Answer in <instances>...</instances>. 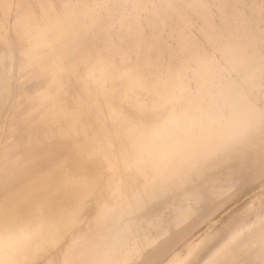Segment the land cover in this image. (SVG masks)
Returning a JSON list of instances; mask_svg holds the SVG:
<instances>
[{
  "label": "rangeland",
  "instance_id": "rangeland-1",
  "mask_svg": "<svg viewBox=\"0 0 264 264\" xmlns=\"http://www.w3.org/2000/svg\"><path fill=\"white\" fill-rule=\"evenodd\" d=\"M2 1H0V3H2V5L0 4V8H2L5 0ZM18 1L19 0H11L13 4H17ZM87 1L92 2L93 0ZM170 1V3L167 1L168 4L163 8H158L161 5L160 0H152L149 3L144 2V4L142 3L139 7L135 8V14H138L137 12H141L142 10L145 11L147 8L148 10L153 7L157 8L151 11H160L162 16H165L167 19V26L162 27L158 20L152 22L153 30L158 26L160 30L162 29L158 37L160 42L158 40L159 45L156 48L159 50V53L164 54L155 55L156 59H158L156 61L157 64L148 72L146 86L138 85L139 88H134L137 97L134 96L132 104H130L129 101L126 103L127 94L122 96L118 94V99L114 100L116 109L124 113L125 120L131 121L136 126L132 130L133 135L130 138L132 141L131 148L117 149L121 142L115 145V143H117L115 141V139H117L116 135L92 132L90 134H85L84 137H71L70 140L72 141L68 140L67 144L69 147H72V149L70 148L72 151L70 149H68L70 151L66 150L67 146L61 148V144L59 143L60 146L54 151L56 158L35 159L36 163L34 162V168L38 166L37 169L39 170L42 168L46 173L54 171L58 173V175L62 171L61 174L63 173V176L60 175V177L65 179L63 182L64 185L67 184L66 186L62 183L61 186L56 179H50V177L46 178V176L40 177L37 182L34 180H31V182L28 181V178L34 179L32 177H34L35 172L32 177L28 175L29 177L23 176L24 178L17 176L10 177L8 173L10 166L9 163H6L7 160L19 156L23 157L25 155H32L33 157L35 154L38 156L41 152L38 151L37 154L36 151L40 147L35 149H30V147L27 148V145L23 141L19 142L21 147H18L17 145L19 143L18 141H13L10 129L14 127V122L17 120L14 119L15 115L20 114L21 110L25 107L24 102L26 98H24V95L42 88L40 87L42 78L37 76V72L35 73L36 70L33 68V63L31 62L30 64L32 66L28 64L22 72L18 71L19 65H17V63L20 58L16 52H13L18 44L13 34L18 12L14 11L12 7L14 5L10 3V1H5L6 4L8 3L9 6L11 5V8L7 11L9 14L7 13L6 19L4 18L5 20L2 28V30H4L2 33H4V35L7 34L6 36L10 40H8L9 42L7 43H10L9 53L12 54L13 62L10 63L12 65L11 68H6L9 74H5L7 75L5 78L7 81H5L8 82L9 89L8 92L3 94V106L1 105L2 108L0 107V175H3L0 176V230L2 229L1 231L5 232V234L0 232V264H2V262L4 264V261H2L5 260L3 258L4 255V257H8L5 260V264H9L11 259H15L17 256H19L17 261L21 259L26 261L28 255L31 260L28 259L26 264H28L29 261L31 264H47L49 262L48 258L54 256L56 252L63 262L54 263L53 260L55 258H53L50 260L49 264H69L68 262H70V264H170L172 261H177L180 257L187 256L189 254L188 249L201 244L207 234H211V232L214 233L224 227H226V229L235 227V229L224 236H220L218 239L224 237L228 239L232 236L238 239V221L241 219L240 206L246 204V207L249 208L247 211V218H251L257 211L264 208V205L262 206V203L264 204V185L260 187L253 196L246 200L249 192L256 184V180L263 174L264 120L262 123L263 125L261 124L259 127L263 132L259 133L258 137H260L257 143L252 141L255 135H252V137L248 136L245 139L237 138L235 132L241 129V125L238 127V123L232 120L231 126H228L223 124L222 120L221 123H218V127H220L218 133L213 136V140L217 144V147L214 151L197 158H195V153L201 151V148L195 135H191L188 126V133L183 128V124H186L183 117L175 120V123L178 125V142L175 147L168 150L163 148L158 152L155 151V153L151 149L150 143L153 138L151 135H154L155 131L157 133V128H161L160 126L162 123L165 124L168 122L167 114L174 113L172 111H175V109H180V104L178 105V103H175L177 101H174V104H172L170 100H167V105H171L170 107H174V109L172 111L168 110L169 107H166L165 103L163 106L166 108H162L163 110L161 109L159 115V106L162 104L163 97H167L166 95L169 96L170 93H173L172 95L175 93L180 95L183 89V93L190 92V94H192L191 96H194L195 94L193 95L192 92L201 88L200 86L202 85L199 84H196L197 88L195 87V83H199V81L194 82L196 80L194 77L197 78L196 74L193 75L190 73H195L197 71L201 73L199 66L195 67L193 63L197 52V56L206 58L207 61L210 60V62H214L216 60V63L214 62L213 64L218 70L213 66L214 70L212 69V71H219L220 69L223 75V79L217 82V84H215L216 82L211 84L215 87L214 91H212L211 94L208 93L209 96L207 95L206 98L204 97L205 99H199V96L193 97L194 101H192L194 103L198 101L197 106H199L200 109H202V106L207 107L205 104L209 101L212 107L207 108L209 110L216 109V111H218V100L212 98V96L216 91L224 87L226 83L224 81L227 78H232L233 80H230L226 86H229V89L232 88L230 89L231 91H234L235 88V91L242 88L240 90L241 92H233L234 95L239 92L240 94H236L237 96H233V93L227 89L228 92L227 90L225 91L226 96L227 93L229 95L230 93L232 94L230 96L228 95V98L232 96L234 98L237 97L239 101L242 98H247L242 101L246 102V104L253 103L260 107H264V91H261V93L258 91L256 94H251V92H249V95H247L248 93L246 92L248 90H246V86L244 87L243 85L245 82L243 81L242 83V80H240V73H235V71H238L237 68L233 69L234 66L228 64L230 58L227 60L228 56L230 57L229 54L235 49L234 47L239 45V37L246 36L250 31L253 32L255 29L259 31L262 38V41L256 46V51L258 54L261 53L264 56V0ZM206 2H210L207 4L209 8L205 5ZM212 2L214 3L212 4ZM211 6L213 8H211ZM124 7L123 10L128 9V6ZM129 9L126 11H129ZM147 12H150V10ZM250 16H252V18H249ZM141 18L138 25L140 24L141 27L147 29L148 22H146V18ZM252 20L253 22H251ZM139 31H141V29H139ZM103 33L104 35L102 32L100 35L102 38L100 36L98 37L97 41H101V43L96 42L95 46H97V48L98 46H100L99 48L104 47L106 42L111 43L107 38V41L103 43L101 39H103L104 36L103 40H105L106 31ZM143 34L147 36L148 32L144 31ZM187 39L191 41L186 42ZM213 39L217 44L213 42ZM204 40L205 42L208 41L207 43L209 44L207 45L205 43L203 45ZM112 42L114 43V41ZM221 42L223 43L222 46H220ZM215 44L220 46V48L226 47V49L229 44L230 47L227 51L222 48L226 55H221L222 53L218 55V49L220 48L218 47V49H216L217 47ZM232 45L234 47H232ZM199 50L203 55H200L201 53ZM229 50L231 51L228 52ZM226 52L229 54L227 55ZM9 53L5 48L0 49V56L2 57H6ZM250 54L251 53L248 55ZM15 57L16 59H14ZM211 58L214 59L211 60ZM204 61L206 62L205 59ZM1 63L3 64L4 62L0 61V66L2 65ZM179 63L180 65L185 63V65L183 64L184 66L182 65L181 67L180 65L177 66ZM229 63L232 64L231 61ZM3 65L1 67H3ZM229 66H233L232 69ZM176 67L179 69L181 68L180 70L182 72L179 75L181 76L180 78L177 76L179 80L175 81L177 79L176 77V79L173 80L175 83L172 81L175 86L170 82L169 84L163 83L161 85L160 83L163 81L165 82L164 79L169 76V74H171L170 72L176 69ZM190 68L194 69L190 70ZM182 69L187 70L184 71ZM217 71L213 73H216L218 76L221 73H217ZM259 74V78L258 76L254 77L256 79L258 78L257 80L264 81V72ZM216 75H214V77ZM181 78L186 81L188 80V83L183 79L181 80ZM212 78L213 76L210 78L211 82H213ZM255 78L254 80H256ZM62 79L65 82L71 81L67 76H62ZM243 80L245 79L243 78ZM231 81L235 83V85L233 84L235 88L231 85ZM72 82L73 81H71V84L74 87L79 85V82ZM119 83V88H122L124 83ZM158 83L160 88L172 84L169 86L170 88L166 87L164 90L163 88L161 89V91L163 90L164 92L162 91L163 93L159 98L158 93H161V91H153V88H155ZM204 83H206L207 86L209 82ZM72 85L65 86L68 92L72 90ZM238 85L241 86L238 87ZM176 89L179 91V94ZM206 89L210 90L211 88L206 87ZM197 91H195V93H197ZM242 91L245 92L246 96ZM216 95L220 97L225 96L221 92ZM240 95L242 97H240ZM258 95L259 98L257 97ZM174 96H172V98ZM188 96L191 97L189 94ZM155 99H157L154 106L155 110L149 113L150 108H147V106H151ZM235 99L233 100V98H231L234 103ZM139 102L146 103V107L141 108L142 104ZM193 102L190 104L195 106ZM258 102H261V105L258 104ZM227 103H229V101ZM175 104H177L176 106H178V108ZM225 105L228 106V104ZM129 106L130 112L128 111ZM190 106L189 108H191ZM227 106L222 109L226 111ZM185 108L186 112L188 107L186 106ZM182 110L183 109L176 110V112L178 111L180 114V112L184 111ZM137 112L142 114V121L144 123L147 122L144 125L147 130L146 132L142 131L141 134L139 133L140 126L137 125L136 118L130 119V114H135ZM176 112L174 115H178ZM168 116H170V114ZM179 116L189 117L187 115ZM200 116L201 115H198L195 119L200 118ZM223 116L224 119H231L233 117L232 115H228L227 112H224ZM20 119L18 118V120ZM17 123H19L20 126L24 124L16 122L15 125L19 126ZM204 123L206 124L207 120ZM186 125H188V122ZM162 128L164 129V126ZM94 136H98L99 139L87 140L88 138H86ZM3 147L6 148V150ZM59 148L61 149L59 150ZM74 148L76 149V153L75 150H73ZM10 151H14L13 156L9 154L11 153ZM137 161L142 168V173L137 171V168L132 167ZM252 171L253 173L250 174ZM76 174L81 177L78 182L72 180ZM245 177L251 178L245 179ZM43 179H45L44 183ZM47 179H49V181H47L48 183L45 182ZM241 179L243 180L241 181ZM65 181L67 182L65 183ZM248 181L255 184H251L250 186V182ZM55 182L59 188L55 187ZM51 183L53 184L51 185ZM244 183H246V185ZM39 185L43 187H39ZM53 187L57 189V191L54 189L53 191L51 189ZM40 188H44L45 190ZM64 188H66V190ZM33 189L36 193H34ZM50 189L55 194H53ZM242 189H244L245 192ZM258 202H260V206H256ZM263 217L264 212L262 214V218ZM14 219L16 222H13ZM244 220H246V218H244ZM10 223H15L14 227L13 224L10 225ZM1 224L4 226H1ZM262 226H264V223ZM252 228L253 225H250L249 229L244 231H248ZM30 235H33V238ZM50 238L54 241L53 243L49 240ZM46 239L50 241L47 243V246L44 242ZM48 240L46 241L48 242ZM21 242L24 243L25 246H22L24 248L19 246L22 245ZM51 243L55 248L51 247ZM207 245L208 244H203L200 248ZM8 246H10L9 249ZM217 246L218 245L214 247L211 246L209 251L218 248ZM4 249H6V251H4ZM17 250L21 253L20 255L18 252L15 253ZM9 251H15L11 254L13 258L12 256L9 257ZM42 254L45 259H42ZM25 256L26 259H24ZM39 256L41 258L40 260H42V262L44 261V263L38 261ZM32 260L33 262H31ZM186 260L187 259H184L183 262L186 263ZM174 264L184 263L177 261Z\"/></svg>",
  "mask_w": 264,
  "mask_h": 264
},
{
  "label": "bare ground",
  "instance_id": "bare-ground-1",
  "mask_svg": "<svg viewBox=\"0 0 264 264\" xmlns=\"http://www.w3.org/2000/svg\"><path fill=\"white\" fill-rule=\"evenodd\" d=\"M5 1H10V3H12L11 0H5ZM5 1L2 8H0V10L2 9L0 13L1 14L0 49L5 48L8 50L9 53L10 43L8 44L7 42H9L10 40L9 38H7L6 36L7 34L4 35V33H2L4 30V29L2 30V28L4 25L3 22L6 19L5 17L7 16L8 13L7 11L10 10L9 8H11L10 7L11 5L9 6L8 3L6 4ZM151 1L152 0H99V1L93 0L92 2L91 1L88 2L87 0H32V1L19 0L17 4L12 3L14 5L12 6L14 11L18 12V17L16 19L13 28L14 39L15 41L16 40L18 41L17 46L15 48L13 47L15 50L13 52H16L20 58L19 62L17 63V65H19L18 71L22 72L28 66V64H30V62L33 63L32 64L33 68L36 70L35 73L37 72V76L42 78V84L40 86L42 88H39L32 93H27L24 95L25 96L24 98H26L25 102L27 104L24 102L25 104L24 109L21 110L20 114H16L14 118L15 120L17 119L16 122H21V124L22 123L24 124H22V126H20L19 123H17L19 124V126L15 125L16 122H14L15 120L13 119L14 120L13 122L15 124L14 127L11 126L12 128L10 129V133L12 134L11 136L13 141H18V143L20 141L21 142L23 141L27 145V148L30 147V149H35L40 147L36 151L37 154L38 151L41 152L39 153L38 156H36L34 153H32L34 154L33 157L32 155L30 156L24 154L25 156L23 157L19 156L17 158L14 157L7 160L6 163L7 164L9 163L10 169H8L9 172L6 170L4 171L8 172L10 174V177L11 176H17L20 178L23 176L29 177L28 175H31L32 177L35 172L34 177H32L34 179L28 178L29 179L28 181L31 182V180H34L37 182L40 177L46 176V178L50 177V179L52 178H54V180L56 179L61 186L62 184L64 185L63 180L65 179H62L60 177V175L63 174V173L61 174L62 171L60 172L59 175L54 171L53 172L50 171L46 173L45 171L42 170V168L39 170L37 169L38 166H36L37 168H34L33 166L36 158L38 159L56 158V154H54V151L57 150L58 146H60L59 143L61 144V148L63 146H67L66 147L67 149L65 148L66 150L70 148L72 149V147L68 146L67 141L70 140V138L73 136L84 137L85 134H90L92 132L116 135L117 139H115V141L117 143H115V145L121 142L117 147V149L131 148L130 146L132 145V141L130 138L133 135L132 130L136 126L131 121L125 120L124 113L116 109L114 100L118 99L117 98L119 97L118 94H120L121 96L127 94L126 103L129 101L130 104H132L134 96L137 97V93L134 88H139L138 85L146 86L147 74L150 71V69L151 68L153 69L157 64L156 61L158 59H156L155 55L164 54V53H159V50L156 48L159 45L158 40L160 42V39H158V37L162 29L160 30V27L158 26L159 28L157 27L156 29L153 30L152 22L154 20L156 21L158 20L159 23H161L162 27L167 26L166 23L167 19L165 18V16H162L161 12L158 10L151 11L152 9H157L154 7L149 8L150 12H147L149 11L147 8V10L145 11L142 10L141 12H137L138 14H135L136 7H139L142 3L144 4V2L149 3ZM160 1H161V5L158 8H163L165 5L171 2L170 0H160ZM2 3L0 4L2 5ZM208 3L206 2L205 5H207ZM213 3L214 2H212V4ZM124 6H128V9L130 8L129 11H126L128 9L126 10L124 9L125 10L124 11L123 10V8H125ZM207 7L209 8L208 5ZM211 8L213 7L211 6ZM141 17L146 18L147 20L146 22H148L147 29L141 27L140 24L138 25L139 20L142 19ZM249 18H252V16H250ZM251 22H253V20ZM139 29H141V31H139ZM105 31H106L105 40H103L104 36L103 39L101 40L103 41V43H105L107 40L111 41V43L106 42L107 44L105 43L104 47L99 48L100 46H98L97 48V46L95 45L96 42H99L97 41L98 37L101 35V32L104 35L103 32ZM144 31L148 32L147 36H144L143 34ZM100 37L102 38V36ZM189 39H187L186 42L192 40ZM112 41H114V43ZM261 41L262 38L260 36V33L257 29H255L253 32L250 31L246 36L239 37V45H237V47H234L232 45V47H234L235 49H233L230 54L226 52L227 55L228 54L230 55V57L228 56L227 60H229L230 58L229 62L231 61L232 63L230 64L228 62V64L233 65L235 68L233 66H229V67L231 69L232 67L233 69L237 68L238 71H235V73L239 72L240 80H242V83L243 81L245 82L243 83V85L244 87L246 86L247 89L246 88L245 89L248 90L246 92L248 93L247 95H249V92H251V94H256L258 91L259 93H261V91H264V81L257 80L260 77L259 73L262 74L264 72V56L261 53L258 54L256 51V46ZM207 42H205L204 40L203 45L205 43L208 45L209 43ZM213 42L216 43L215 40ZM99 43H101V41ZM216 44H215V46L217 47L216 49H218V47L220 48V46H222L223 43L221 42L220 46ZM229 44L227 49L224 46L225 43L223 45L225 48L223 47L222 48L224 50L226 49L227 51L228 48L230 47ZM222 48L218 49L219 51L217 50L218 55L221 53H222L221 55H226L224 53L225 51H223ZM230 51L231 50H229L228 52ZM200 53H199L200 55H203L201 51ZM249 53L251 54L248 55ZM197 54L195 55V60L193 61V63L195 67L199 66L201 73L199 71L195 73L193 72L190 73H192L193 75L196 74V77L198 78L197 80V78L194 77V79H196L195 81L193 79L194 82L199 81V83L198 82L195 83V87L197 88L196 84L202 86H200L201 88L199 87L200 88L199 90L198 89L195 90V91L198 90L197 93H195V91L192 92L193 95L195 94L194 96H191L192 94H190V92L183 93L184 91L183 89L182 92H180V95H177L176 93H175L176 95L174 94L175 96L172 95L173 93H170L169 96L166 95L167 97H170L172 95L174 96L173 98L172 96L170 98L165 97L167 99L163 97L162 104L161 106H159L160 108L159 109L160 112L158 111L159 115L161 113V109L162 108L165 109L168 106L167 102L169 100L172 102V104H174L173 103L174 101H177L175 103H178V105L180 104V109H183L184 111L182 110L183 112H180L179 114L178 111L176 112V110H180L178 106H176L177 104H175V106L178 109H175V111L173 110L174 107L171 108L170 107L171 105L169 104L170 106L168 107L170 109L168 108V110L171 111L173 110L172 112L174 113L176 112L178 113V115H174V113H169L170 116H168L169 114H167L168 122L165 124L162 123L161 126L159 125L161 127L159 129L156 127L157 128V133L155 131L156 135L155 133L154 135H151L153 136V138L150 141L151 149L154 152L155 151L158 152L163 148L165 150H168L176 146L178 142V138H177L178 125L175 123V120L179 119L180 117L184 118L186 124L188 122V125L183 124V128L187 131V133L189 128V130L191 131V135H195V137L197 138V142L199 143V146L201 148V151H197L195 153V158L208 154L215 150L217 144L213 140V136L218 133L220 129V127H218V123L219 122L221 123L222 120H223L222 123L228 126H231L232 120L238 123V127L239 125H241V129H239V131L237 130L238 132L237 131L235 132V136L237 138L245 139L248 136L252 137V135H255L252 141H255V143L259 142L260 136L258 137V135L260 132H263V130L259 129V127L264 120V110H263L264 107L262 106L263 107L262 108L253 103L246 104V102L242 101V100H246L247 98L246 99L240 98L241 100L239 101L237 97H235L238 101L237 102L233 96H237L236 94L239 95L240 94L239 92H241L240 90L242 88L238 89L237 91L239 92L234 95L233 92L235 91L236 88L233 86V84L235 85V83L234 82L232 83L233 81L232 78L229 79L227 78L224 81L226 82L224 84V87L219 91H216V93H214V95L212 96V98H216L218 100V104H219L217 109L218 111H216V109L209 110L207 108V107H212L211 102L209 101L206 102L205 104L207 107L202 106L201 107L202 109H200L199 106H197L198 101L197 103L193 102L195 97L199 96V99H203L204 97L206 98L207 95L209 96L208 93L211 94V92L214 91L215 88L211 84H214L215 82H216L215 84H217V82L223 79V75L220 72V69L219 71H217L218 68H216L213 64L216 60L215 61L213 60L214 62L212 61L210 62V60L207 61L206 58H201L197 56ZM14 59H16V57ZM204 59L206 60V62L204 61ZM212 59L214 58H211V60ZM0 61L4 62L3 63L4 65L1 63L3 67H1L2 65L0 66V107L2 108L3 94L8 92L9 89L8 82H6L7 79H5L7 75L5 74L6 73L9 74V71L7 69L8 67L11 68L12 66L10 64L11 62H13L12 54L9 53L6 57L0 56ZM183 64L185 65V63ZM183 64L180 65L179 63L177 64V66L180 65L181 67ZM213 66L215 69H217L215 71L221 74H219L218 76L216 75V73L214 74L213 72L215 71H212V69L214 70ZM180 69L176 67V69L170 72L171 74H169V76L167 77L165 76L166 77L164 79L165 82L163 81L160 84L161 85L163 83L169 84V82L174 84L175 81L179 80L178 77L179 78L181 77L179 76L180 73L182 72ZM192 69L190 68V70ZM182 70L185 71L187 69H182ZM214 75L216 76L214 77ZM62 76H67L71 81L75 83L79 82V85L74 87L71 84V81L69 82L63 81ZM212 76H213L212 78L213 82L210 81V78ZM254 76H258V78L256 79ZM243 78L245 80H243ZM254 78L256 80H254ZM182 79L183 78H181V80ZM183 80L185 82L188 81V80L186 81L185 79ZM230 80H232L231 85L235 88V89L233 88L234 91H231L230 89L232 88L229 89V86L226 87L228 82H230ZM119 82L124 83V86L123 87L121 86L122 88H119L120 86ZM204 82H209V83L206 86V83ZM70 85H72L73 87L72 90L68 92L65 86H70ZM171 85H167L166 87H169ZM173 86H175V84ZM239 86L241 85H238V87ZM206 87H210L211 89L207 90ZM162 88H160L158 83V85L155 86V88H153V91L159 92L161 91ZM227 89L231 91V93H233V96L231 98H233V100L235 99V103L233 100H231V98H228L230 95H232L230 92H229L230 95L227 93V96L228 95L229 96L228 97L226 96L225 91ZM162 91L161 93H158V98L164 92ZM178 92L179 91L177 90V93ZM220 92L223 93L225 96L220 97L216 95L217 93ZM242 92L245 95V92L244 91ZM187 93L191 97H189ZM240 97L242 96L240 95ZM257 97L259 98V95ZM157 99L153 101L151 106H147V108H150L149 113L155 110L154 106ZM228 101L229 103H227ZM192 102L195 104V106L193 104L192 105L190 104ZM139 103L144 105V106L141 105V108L146 107V103H142V102ZM260 103L258 102V104ZM225 104H228V106ZM163 105H165L166 107H164ZM130 106L128 107L129 112H130ZM186 106L188 107L187 108L188 110L185 112ZM189 106L191 108H189ZM226 106H227V110L224 111L222 108ZM224 112H227L228 115H232L233 117L231 119H227V118L224 119L223 116ZM179 115H187L191 119L189 117L179 116ZM198 115H201L200 118L195 119V117H198ZM18 118L19 119L21 118L22 120L21 119L18 120ZM135 118L137 125L140 126L139 133L141 134L142 131L146 132L147 129L146 126L144 127V125L147 122L144 123L142 121V114L139 112L135 114H130L131 120ZM206 120L207 123L205 124L204 122ZM163 126L164 129L162 128ZM86 138H88L87 140L99 139L98 136L86 137ZM17 146L21 147V144L19 143ZM23 148L25 149L24 146ZM61 148H59V150ZM4 149L6 150V148ZM73 150H75L76 153V149L74 148ZM13 152L9 154L13 156L14 154ZM132 167L137 168V171L139 172L142 171L141 170L142 168L139 166L138 161ZM252 173L253 171L250 174ZM262 173L263 174L262 176L259 177V179L257 180L255 179L256 184L248 181L250 182V186L251 184L252 185L255 184V185L253 189L249 192L248 196L246 197V200H248L247 198L253 196L254 193H256V191L259 190L260 187L264 185V168L262 170ZM80 178L81 177L76 174V176H74L72 180L78 182ZM246 178L247 177H245V179ZM45 179H43V183ZM242 180L243 179H241V181ZM47 181H49V179H47L45 182ZM244 181L247 182L246 180ZM66 182L67 181H65V183ZM52 184L53 183H51V185ZM244 184L246 185V183ZM39 187H43V186L39 185ZM55 187L57 188L58 185L56 184ZM40 189H44V188H40ZM51 189L57 191V189H55L54 187ZM64 189L66 190V188ZM242 190L244 191V189ZM34 193H36L35 190ZM263 205L264 204L262 203V206ZM256 206H260V202H258ZM240 209H241L240 210L241 219L238 221V239L234 236L228 239L226 237L218 239L220 238V236H224L225 234H228L229 232L235 229V227L227 228V229L226 227H224L222 229L217 230L214 233L211 232V234H207V235L205 234L206 237L202 240L201 244H198L194 247H190L189 249L187 248L189 254L187 256L184 254L185 257H180L179 259H177V261H181L184 264H264V226H262V224L264 223V217L262 218L264 208L260 209V211H257L255 215L252 216L251 218H247V211L249 210V208L246 207V204L240 206ZM244 218H246V220H244ZM13 222H16V220L14 219ZM11 224L13 223H10V225ZM2 225L3 224H1V226ZM14 225L15 223L13 224V227ZM250 225H253V228L248 231H244L246 229H249ZM1 230L0 232L2 234L3 233L5 234V232H2ZM46 240L44 242L46 243L47 246V243L52 241V239L50 238L49 239L50 241L48 240V242ZM53 242L54 241H52V243ZM21 244L22 245L19 246L22 247L24 243L21 242ZM203 244H208L210 246L207 245L200 248V246ZM215 245H218L217 246L218 248L209 251L211 249V246L214 247ZM51 247H54V245H52ZM9 248L10 246H8V249ZM4 251H6V249H4ZM13 252L8 253L10 254L9 257L12 256L11 254H13ZM17 252L19 253L18 250L15 253ZM20 254L21 253H19V255ZM4 256L3 258L6 260L8 257H4ZM44 256L42 254L41 256L42 259L43 258L45 259ZM18 257L19 256H17L15 259H11V261L9 260L10 261L9 264H26L28 262V259H30L28 255L26 260L27 262L21 259V257H20L21 260L17 261ZM53 258H55L53 260L54 263L63 262L61 261V258L59 257L58 253L56 252L54 256L48 258L49 262L47 264H49L50 260H52ZM24 259H26V256ZM38 259H39L38 261L42 262V260H40L41 259L40 256L38 257ZM184 259H187L186 263L183 262ZM5 260H2L4 261V264L6 263ZM33 260L31 262H33ZM177 261H172V263H170L169 261V263L174 264ZM42 263H44V261ZM68 263L70 264V262Z\"/></svg>",
  "mask_w": 264,
  "mask_h": 264
}]
</instances>
